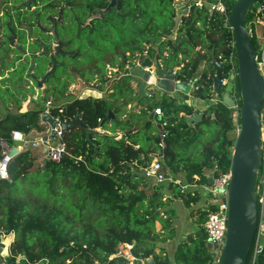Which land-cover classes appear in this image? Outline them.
Segmentation results:
<instances>
[{
    "label": "trees",
    "instance_id": "trees-1",
    "mask_svg": "<svg viewBox=\"0 0 264 264\" xmlns=\"http://www.w3.org/2000/svg\"><path fill=\"white\" fill-rule=\"evenodd\" d=\"M67 1L72 9L64 16L68 22L65 39L77 49L76 58L81 57L84 62L90 59L74 66L89 67L87 80L97 75L105 84L106 60L110 55L115 56L110 62H119L124 67L129 59L127 53L133 56L149 45L150 59L146 64L154 58L161 59L167 70L180 67L177 78L193 81L192 94L209 100L214 95V62L225 63L224 75H227L230 65L225 60L232 54L236 57L228 17L237 0L229 1L228 16L211 13L206 7H193L182 18L175 42L170 38L177 14L175 0H119V7L115 6L86 27L82 26L91 13L105 8L110 0H87L85 7L78 0ZM262 2L258 0L252 6L247 16L248 26ZM252 27L256 31L254 24ZM253 42L259 54L260 45L254 35ZM128 78V81L125 77L115 82L113 92L104 97L75 98L50 108L53 116L67 121L79 118L88 129L95 130L87 136L86 128L78 125L64 132L62 138L70 155L58 162L46 160L28 145L10 163L12 181L0 177V235H14L8 263L20 256L26 264H128L124 258L112 257L118 245L127 242L135 243L134 253L139 259L152 257L156 264L173 261L175 264H213L204 230L209 209L195 207L202 199L200 191L184 190L174 182L150 185L138 173L135 163L152 159L150 155L158 148V136L153 133L148 111L134 113L136 107L145 105V97L134 95L130 87L133 79ZM52 80L48 81L50 88L42 98L47 99L51 88L60 81L59 78L56 82ZM71 82L66 81L55 93L66 94ZM236 83L241 107L239 77ZM25 91L24 86L14 83L0 91L2 100L17 104V112L0 110V160L3 144L15 145L11 140L13 131L20 130L28 136L45 128L41 120L45 107L20 112L22 102L28 98ZM32 92L35 93L33 89ZM164 99L167 106H161L168 129L164 163L170 175L182 174L188 184L202 185L208 184L211 173L214 177L228 173L236 141L234 108L225 101L218 102L205 109L203 119L193 125L186 120V116L195 114L192 106L175 103L172 94H165ZM134 100L136 106L128 110L130 117L123 119L127 112L120 104L123 108ZM148 107L153 109L149 104ZM261 107L264 113V101ZM110 111L115 114L116 128L123 132L119 138L96 131L101 125L110 127L113 120L106 121ZM99 118L103 119L102 123ZM136 144H140L137 149ZM39 160L41 164L37 165ZM176 200L190 209L195 231L178 243L172 260L160 244L177 235L176 211L172 207ZM89 203L101 207L106 222L98 226L93 223L87 214ZM138 210L142 212L139 214ZM161 210L162 215L158 214ZM156 219L163 224L160 232L154 229ZM255 264H264V245Z\"/></svg>",
    "mask_w": 264,
    "mask_h": 264
},
{
    "label": "built area",
    "instance_id": "built-area-1",
    "mask_svg": "<svg viewBox=\"0 0 264 264\" xmlns=\"http://www.w3.org/2000/svg\"><path fill=\"white\" fill-rule=\"evenodd\" d=\"M177 4L180 3H190L191 7L203 8L206 7L211 13L218 12L223 15L228 16V6L229 0H175ZM262 7H258L254 13V17L251 21V26L254 24L256 27V31L258 29V25H262ZM164 55H167L165 52ZM129 59L126 61L125 66L121 67L119 62L107 63L106 64V76H105V84L100 80L98 76H95L92 80H86V82H82L79 84L78 82H73L68 86L67 94L74 95L75 98L84 99L87 97L101 98L109 93L113 92L112 85L125 77H132V69L138 67L142 69L144 72L149 74L148 80H146L145 88L148 93L147 97H153L154 90L158 89L157 82L159 80V73L162 69H165L163 61L152 59V62L146 64V61L150 59L149 45H146V48L143 51L136 52L133 56L130 53H127ZM234 54H232L228 60H225L226 63L230 65L229 73L224 75L222 80L223 84V95L226 94L227 98L232 99L234 101L231 107L234 108L233 113V124L235 126L234 132L238 135L240 131V105H239V97L237 90V77H238V64L236 61ZM257 64L264 74V40L260 46L259 54H257ZM225 67V63H224ZM180 67H175L172 71L168 70L170 73H173L176 77V82H180L181 80L177 78V71ZM78 81H82L80 78ZM140 83L139 79H133L131 81V89L133 90L134 95H140L138 90V85ZM193 85L194 82H187ZM38 91V89H36ZM193 90V89H192ZM177 92L173 93L175 97ZM215 93V92H214ZM192 94V92H191ZM190 94V95H191ZM190 95H187L181 98V101L184 104L192 106L190 102ZM193 95V94H192ZM225 96V98H226ZM37 98V97H36ZM35 98V99H36ZM179 98V97H177ZM199 99V98H198ZM241 99V98H240ZM200 100V99H199ZM206 107L217 104L223 100H219L217 95L211 97L209 100H203ZM65 103V102H63ZM62 103V104H63ZM54 96H52L49 100L46 101L45 108L50 112V108L54 107ZM56 106H62L58 104ZM136 106V103H128L126 108L127 110H131ZM193 107V106H192ZM262 108V107H261ZM147 109V108H145ZM45 110V111H46ZM63 111V109H61ZM153 114L157 117V122L160 126L158 133V141H157V151L150 155L152 158L150 161L146 163L136 162L135 166L138 171L144 176L145 179L149 182L150 185H161L164 183L174 182L180 184L182 188H188L190 186L197 187L198 183L193 184H181L180 182L174 181L171 177L170 173L165 169L164 163V151L167 148V117L164 112L162 106L158 105L154 107ZM51 113V112H50ZM59 122L67 121L63 120L60 116H53ZM98 121L100 123L103 122L102 118H99ZM57 139H59V143L57 145L51 144L50 140L46 141L43 138H37L34 140H29L25 133L20 130H15L12 133L11 140L15 143V145L10 146L9 144H5L3 156L0 160V177L4 180H8L11 182V177L9 173V166L11 161L15 156H17L22 150L31 144V146L37 148L40 144H43L45 158L50 159L52 161H60L65 155H70L67 150V146L63 141L61 131V127L57 125ZM96 131L107 134L114 135L116 138L122 136L120 132H112L109 128H104L103 125L96 128ZM51 132V130H50ZM50 134V133H49ZM48 134V135H49ZM136 148L139 146L135 145ZM261 151H262V164L258 175L257 186H256V194L258 201V224L255 233V237L252 243L251 251L248 256V259L245 264H255L257 256L259 252L262 250L264 245V113L261 112ZM143 158H145L143 156ZM195 180H198L199 177L197 175L194 176ZM231 179V172L229 171L226 174H223L219 177H214L213 175V183L212 184H202L203 191L200 190L201 194L205 197L204 206L209 209L207 220L204 223V230L207 234V241L210 240L214 244V252L211 254L213 258V264H216L219 254L222 251V248L226 241V231L228 224V195H229V184ZM14 237V235H12ZM135 243H127L121 242L118 247L116 253L112 257H121L124 258L128 264H134L137 261H140V264H147V259H139L134 253Z\"/></svg>",
    "mask_w": 264,
    "mask_h": 264
},
{
    "label": "water",
    "instance_id": "water-1",
    "mask_svg": "<svg viewBox=\"0 0 264 264\" xmlns=\"http://www.w3.org/2000/svg\"><path fill=\"white\" fill-rule=\"evenodd\" d=\"M32 0L26 2L29 5ZM118 0H111L105 9L99 10L91 16L87 23L93 19L102 17L107 13ZM258 0H237L229 14L228 25L233 30L236 57L238 64V77L240 82L241 109H240V131L236 137L232 153L231 179L228 195V224L226 231V241L218 256L216 264H245L251 251L258 224V201L256 186L259 171L262 164L261 151V105L264 101V74L257 64V50L253 42V36L247 25V16L252 6ZM264 9V0L261 3ZM175 25L170 38L175 42L182 18L190 14L192 9L190 3H180L175 6ZM55 39L58 40L55 29L52 30ZM216 75L214 77V92L219 100H223L227 105L232 106L234 101L223 96L224 63L215 61ZM55 69V66H54ZM52 69L43 79L36 80L38 87H42L49 76L54 72ZM132 79H139L138 90L140 96L147 97L145 81L149 74L142 69L135 67L132 69ZM157 87L167 93L181 92L190 95L193 85L185 81L176 82V77L167 69H162L159 73ZM38 88V89H39ZM154 114H151L152 120ZM204 114L199 112L186 116L190 124H197L202 120ZM116 119L113 111H110L106 121ZM43 123L50 126V134L43 137V140L57 138L56 127L59 125L64 133L78 125L86 128L87 136L95 130L88 129L81 119L74 121L59 122L49 111L41 114ZM4 147L6 146L3 144ZM48 160V159H46ZM213 183V174L209 175V184ZM0 252L9 254L10 245L14 241L12 235H0ZM207 250L210 254L214 252V244L208 240ZM147 264H156L152 257L147 259Z\"/></svg>",
    "mask_w": 264,
    "mask_h": 264
},
{
    "label": "flooded vegetation",
    "instance_id": "flooded-vegetation-1",
    "mask_svg": "<svg viewBox=\"0 0 264 264\" xmlns=\"http://www.w3.org/2000/svg\"><path fill=\"white\" fill-rule=\"evenodd\" d=\"M28 1L30 0H0V3L3 4L0 8L1 90L9 88L11 83L20 86L27 83L28 88L35 92L39 88L36 80L43 79L47 73L54 69V66L53 74L44 84L48 85L50 79L56 82V78L60 79L58 85L62 79H65V82L70 81L71 66L74 68L75 63L82 60L81 57L76 58L77 49L71 47L65 39L68 33V22L65 21L64 16L68 10L72 9L68 1L32 0L29 5H26ZM86 1L78 0L77 2L85 7ZM118 4L119 0L112 8L119 7ZM105 8L97 9L96 12L91 13L87 20ZM87 20L82 27L90 25L95 19L89 23ZM53 29L56 31L58 40L52 33ZM88 69L89 67H85L81 71L85 79L90 76L87 75ZM58 88L61 87L58 86ZM41 89L43 86L38 91ZM15 94L17 95L16 92ZM224 96L226 95L224 94ZM19 97L21 98V96Z\"/></svg>",
    "mask_w": 264,
    "mask_h": 264
},
{
    "label": "rangeland",
    "instance_id": "rangeland-1",
    "mask_svg": "<svg viewBox=\"0 0 264 264\" xmlns=\"http://www.w3.org/2000/svg\"><path fill=\"white\" fill-rule=\"evenodd\" d=\"M229 1L232 3L235 0H229ZM254 5L256 6V3ZM2 6H3V4L0 3V8ZM249 29L251 31L252 36L254 35L255 42L256 43L259 42V45L261 46V44H262V42L264 40V24L258 25L257 31H254V28L252 26ZM258 35H260V37H258ZM198 49H200V47H198ZM114 58H115L114 55H110L107 58L106 61L109 62V63H112V62H110V60H112ZM89 60L90 59H88V61L84 62V60L82 59L81 62L87 63V62H89ZM79 62L80 61H78L77 63H79ZM202 66H204V65H202ZM84 68H85L84 66H78V67H74V68L71 66V73H70V75H72V78H71L72 82L69 85H71L73 82H78L79 84H81L84 81V82L87 83L84 75L81 73V71L84 70ZM81 77H84V78H81ZM80 78L82 79V81H78ZM126 78H127L126 80L128 81L129 78L128 77H126ZM91 79H93V75H91ZM64 83H65V79H62L61 82L59 83V85L56 84L57 85L56 86L57 88L56 87H52L51 88V92H50L49 96L47 97V99L46 98H41V97H43L44 95H46V93H45L46 92V89L47 88H50L49 85L44 84L43 85V89H41L40 91L35 90V94L33 95L32 90H30L28 88L27 83H24L23 85L26 88V91L25 92L27 93V97L28 98L23 101V103H22V109H21L20 112H26L27 110L32 109V108L45 107L44 105L46 104V101L49 100L52 96H54V105L62 104L63 102H68L70 100H73L74 99V95H72V94H67V95L64 94V95L59 96V95H57L55 93V91L59 89L58 86H62V85H64ZM1 91L3 92L4 90H1ZM165 94H170L171 95L172 93H167V92H164L162 90L155 89L154 90L153 97L152 98L145 97V102H144L145 105H141L139 107H136L135 110H134V113L136 114V113H141L142 111H148L149 109L147 110L145 108L148 107V104H149V106H151L152 103L167 106L166 103L164 102V100H165L164 99V95ZM176 95L179 98L175 97L176 98L175 103H179V104L181 102L180 101L181 98H184L186 96L185 94H183L181 92H177ZM214 95H215V93H214ZM214 95L212 97H214ZM133 103H136V101L134 100ZM200 106H201V104L199 105V108H200ZM204 106H206V105H204ZM120 107H121V109L124 112H127V116L126 117L124 116L122 118L123 119H127L128 117H130V113L128 112L126 106L123 105V108H122V106L120 104ZM0 110H1L2 113H5L7 111L17 112V104L15 103V101H12V102L11 101L10 102L6 101L5 102L4 100H2L0 98ZM43 124H44L45 128H43L41 130H35V131L31 132V134L28 135V136H26V137L29 140H33L35 138H43L44 136L48 135L50 133V126L47 123H43ZM159 127L160 126H159L157 120H154V122H153V129H154V131H157ZM109 128L112 129L113 131L117 129L114 121H112V123H111V125H110ZM233 136L236 139V137H237L236 132H233ZM59 141L60 140L57 139V138H53V139L50 140L51 144H53V145H57L59 143ZM28 145L31 146V144H28ZM33 148H35V147H33ZM34 150H35V153L36 154H40L42 156L43 155L45 156L43 144H40L39 147L35 148ZM40 164H41V160H39L37 162V165H40ZM138 173L141 174L140 172H138ZM180 175H182V174H176V175L175 174H172L171 177L173 178L174 181H177V182H180L181 184H183L185 182V180L182 179V178H180ZM167 184H165V188L167 187ZM196 188L197 187L194 188V187L190 186L188 188H182V189L189 190V191H196ZM167 194H169V193L167 192ZM201 196H202L201 201L195 207H201V206L203 207L204 206V204H205V201L203 200V197L204 196L203 195H201ZM174 205L177 208V209H175V211H176L175 212V216H176L175 221H176V219H178V217H180L179 218V221L177 222V226H178L177 230L179 232V235H181V233H182L181 222H185V220H188L189 219L190 212L188 210L189 208H187L180 200H176L174 202L173 206ZM87 212H88L87 214H89L91 216V218L93 220V223H95V225L98 226V224L103 223V222H106L105 221L106 219H104V217H103L104 216L103 215L104 212L101 209V207L98 206L97 204H95V203H89L88 204V208H87ZM141 212H142V210H140V211L138 210V213L139 214ZM184 212L187 214L186 216H184ZM158 214L162 215L163 214V210H161ZM154 229H155L156 232H160V231L163 230V224H162V221L161 220L156 219L154 221ZM7 257H8V255H4V254H2V252H0V264H10V263L7 262ZM11 264H26V263L19 256L17 258V260L14 261ZM134 264H139V262H136Z\"/></svg>",
    "mask_w": 264,
    "mask_h": 264
},
{
    "label": "crops",
    "instance_id": "crops-1",
    "mask_svg": "<svg viewBox=\"0 0 264 264\" xmlns=\"http://www.w3.org/2000/svg\"><path fill=\"white\" fill-rule=\"evenodd\" d=\"M258 37H260V35H258ZM204 68V66H202L201 67V70ZM190 98V102H191V104H192V106H193V108L195 109V114L196 113H199V112H201V113H203V111L205 110V109H207V107L206 106H204L205 105V103H203V101H202V99H198V98H196L194 95H190L189 96ZM184 99V98H183ZM181 101V100H180ZM180 103H184V102H180ZM179 104V103H178ZM201 104V106H200V108H199V105ZM151 106L153 107V109L152 110H150L149 109V107H147V110H148V114H149V117L151 116V114H153L154 112H153V110H154V107L155 106H158V105H154L153 103L151 104ZM161 106V105H160ZM165 112V111H164ZM204 114V113H203ZM182 115H185L184 113H182ZM127 115H125V117H126ZM154 120H157V118L155 117V116H153V118H152V121L154 122ZM111 125V124H110ZM110 125H108V126H110ZM109 128V127H108ZM159 129H160V127L158 128V130L157 131H154L153 133H155L157 136H158V133H159ZM111 130V129H110ZM112 132H113V130H111ZM116 132H120V133H122L123 134V132H121V129H117V131ZM35 139H37V138H35ZM34 140V139H33ZM137 146H139L140 147V144H136ZM138 147V148H139ZM137 149V148H136ZM145 156V155H144ZM143 158V157H142ZM46 159V158H45ZM180 178H182V179H184L185 180V178H184V176L183 175H180ZM209 183V182H208ZM183 184H188L187 182H184ZM195 188V187H194ZM203 185H198L197 186V188H196V190H198V191H203ZM203 200L205 201V197H203ZM173 208L174 209H177L176 208V206L174 205L173 206ZM189 210V212H190V209H188ZM187 210V211H188ZM178 213V212H177ZM187 214L184 212V216H186ZM179 216V215H178ZM179 218L180 217H178V219H176V221H175V227H176V231H177V235H176V237H175V239H173V240H169L168 242H166V243H161L160 244V246L161 247H164V248H166V251H167V254H168V256L173 260V255H174V253H175V251H176V248H177V245H178V243L183 239V238H185L189 233H191V232H193V231H195V227L193 226V223H192V220H191V217L189 216V219L188 220H185V222H181V228H182V233H181V235H179V232H178V230H177V228H178V226H177V222L179 221ZM185 223V224H184ZM137 262H139V264H140V261H137ZM136 263V262H135ZM172 264H175L174 263V261L172 262Z\"/></svg>",
    "mask_w": 264,
    "mask_h": 264
}]
</instances>
